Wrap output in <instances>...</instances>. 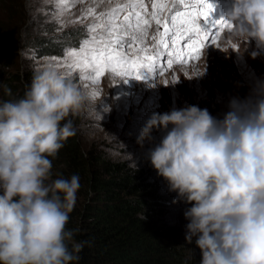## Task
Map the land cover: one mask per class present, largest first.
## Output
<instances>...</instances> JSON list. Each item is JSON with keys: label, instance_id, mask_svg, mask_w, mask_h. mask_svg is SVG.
I'll return each instance as SVG.
<instances>
[{"label": "clouds", "instance_id": "obj_1", "mask_svg": "<svg viewBox=\"0 0 264 264\" xmlns=\"http://www.w3.org/2000/svg\"><path fill=\"white\" fill-rule=\"evenodd\" d=\"M226 18L227 38L243 42V54L254 41L249 55L260 56L264 0H231ZM87 100L55 65L34 74L20 98L0 100V264L79 260L87 242L66 226L80 178H53L52 169L77 134L70 117ZM145 141V158L176 193L173 202L189 205L185 239L200 250L199 264H264V79L232 97L222 118L197 105L152 113L137 137Z\"/></svg>", "mask_w": 264, "mask_h": 264}, {"label": "trees", "instance_id": "obj_2", "mask_svg": "<svg viewBox=\"0 0 264 264\" xmlns=\"http://www.w3.org/2000/svg\"><path fill=\"white\" fill-rule=\"evenodd\" d=\"M26 7L0 0L1 100L20 98L29 83L30 73L12 71L19 50H38L49 39L47 22ZM97 146L87 148L75 135L53 160V178H80L66 226L78 229L74 241L87 242L76 264H199L200 250L185 239L189 205L173 202L176 193L150 164L113 159Z\"/></svg>", "mask_w": 264, "mask_h": 264}, {"label": "rangeland", "instance_id": "obj_3", "mask_svg": "<svg viewBox=\"0 0 264 264\" xmlns=\"http://www.w3.org/2000/svg\"><path fill=\"white\" fill-rule=\"evenodd\" d=\"M22 1L25 9L29 6L39 18L47 22L44 29H47L49 38L38 50H35L36 44L19 50L12 66L13 72L20 70L23 74L30 73V83L34 74L54 64L51 57L62 56L65 50L77 46L85 36V29L79 24L58 28L57 20L48 14L53 0ZM211 2L215 5L212 18L226 17L231 0ZM0 11L4 13L3 9ZM227 32L221 33L219 48L209 44L202 49L200 60L194 64L186 68L177 65L174 73L178 81L175 83H172V73L148 80L130 77L126 82L121 79L119 83V78L106 74L100 82L89 84L87 88L84 87L86 82H79L78 85L88 97L83 110L70 117L77 129L79 141L87 148L97 144L100 150L113 159L148 165L150 163L145 158V152L151 145L145 141L142 147L137 143V137L152 113L197 105L206 108L213 116L222 118L232 97L243 98L255 78L264 79V50L260 56L252 59L249 53L255 48V42H251L248 51L243 54L245 44L229 40ZM165 78L168 84L164 83ZM1 82L2 79L0 88ZM29 83L26 82L25 87ZM2 94L3 91H0V100ZM161 135V132L153 131L155 142L159 141Z\"/></svg>", "mask_w": 264, "mask_h": 264}, {"label": "snow or ice", "instance_id": "obj_4", "mask_svg": "<svg viewBox=\"0 0 264 264\" xmlns=\"http://www.w3.org/2000/svg\"><path fill=\"white\" fill-rule=\"evenodd\" d=\"M214 10L211 0H53L48 14L58 28L79 24L85 36L51 60L64 78L86 82L85 88L106 74L119 83L172 73L175 83L177 65L194 64L209 44L219 48L221 33L231 29L226 17L212 18Z\"/></svg>", "mask_w": 264, "mask_h": 264}]
</instances>
